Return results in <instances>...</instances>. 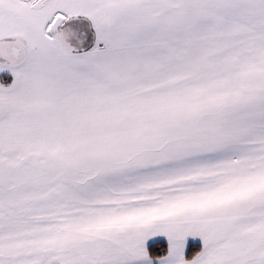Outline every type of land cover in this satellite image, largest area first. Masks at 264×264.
Returning <instances> with one entry per match:
<instances>
[{
	"label": "snow or ice",
	"instance_id": "1",
	"mask_svg": "<svg viewBox=\"0 0 264 264\" xmlns=\"http://www.w3.org/2000/svg\"><path fill=\"white\" fill-rule=\"evenodd\" d=\"M0 264H264V0H0Z\"/></svg>",
	"mask_w": 264,
	"mask_h": 264
}]
</instances>
